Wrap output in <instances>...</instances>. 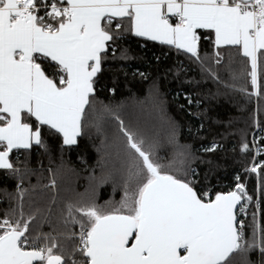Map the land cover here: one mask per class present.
<instances>
[{
	"label": "snow or ice",
	"instance_id": "6c2138e0",
	"mask_svg": "<svg viewBox=\"0 0 264 264\" xmlns=\"http://www.w3.org/2000/svg\"><path fill=\"white\" fill-rule=\"evenodd\" d=\"M198 30L214 33L217 64L222 47L238 46L251 85V91H239L260 97L264 0H0V170L19 172L10 162L14 149L46 147L45 127L62 137L64 146L78 143L93 102L94 78L123 33L172 46L199 61L200 41L211 36ZM42 62L55 68L52 76ZM120 131L129 163L119 204L109 210L95 201L69 203L66 222L80 231L65 237L74 241L78 235V242L64 255L57 237L33 235L36 217L24 218L25 191L17 185L20 218L0 219V264H233L234 253L257 246L246 244L244 223L237 222V206L244 213L253 199L239 175L234 190L212 199L189 179L194 169L167 170L172 166L160 163L122 121ZM253 148L256 155L264 153L248 143L240 151ZM262 168L264 163H254L245 171ZM46 187L55 188L56 181ZM259 247L264 257V242Z\"/></svg>",
	"mask_w": 264,
	"mask_h": 264
},
{
	"label": "trees",
	"instance_id": "16d2710c",
	"mask_svg": "<svg viewBox=\"0 0 264 264\" xmlns=\"http://www.w3.org/2000/svg\"><path fill=\"white\" fill-rule=\"evenodd\" d=\"M199 32L211 36L200 41L199 61L158 41L128 32L119 36L94 78L93 102L86 109L78 143L64 146L62 137L45 127L46 147L33 145L10 153L19 172L0 170V219L20 218V185L25 191L24 218L36 217L30 225L33 235L39 231L57 237L65 245L63 254L69 255L77 240L65 237L80 228L66 222V206L95 201L110 210L123 197L122 177L129 157L120 131L122 121L144 139L146 149L155 151L160 163L172 166L167 170L194 169L195 176L189 179H194L200 193H227L234 189L235 177H241L253 199H258L257 207L252 204L242 220L246 244L255 241L257 246L231 258L233 264H264L259 247L264 242V168L257 180L245 171L252 151H240L243 143L251 145L256 125L264 131V68L261 96L249 97L239 91H251V85L250 69L238 46L222 47L217 64L212 33ZM42 67L49 76L55 71L48 62ZM214 145L215 151H206ZM52 180L56 187H46ZM74 258L79 260V253Z\"/></svg>",
	"mask_w": 264,
	"mask_h": 264
},
{
	"label": "built area",
	"instance_id": "2783aa9c",
	"mask_svg": "<svg viewBox=\"0 0 264 264\" xmlns=\"http://www.w3.org/2000/svg\"><path fill=\"white\" fill-rule=\"evenodd\" d=\"M174 20H175V18H173ZM176 21V20H175ZM261 137H264V131L262 130V129H260L257 125L255 126V128H254V130H253V132H252V135H251V138H250V146L252 147L254 144L257 146V147H259V148H261V149H264V147H263V145H262V139H261ZM263 156H264V153H262V154H260V155H256V153H255V149L253 148V150H252V158H251V162H250V165H249V167L248 168H250L254 163H264V161H263ZM258 173H259V169H258V172L257 173H251V172H249V174L250 175H252V176H254V177H256V179L258 180ZM245 184V183H244ZM245 187H246V191H247V193L251 196V194L248 192V190H247V185L245 184ZM235 188V187H234ZM234 190V189H233ZM210 194H211V197H212V199L214 198V195L210 192V191H208ZM257 196L255 197V200L254 199H252V201H250V202H246V210H245V212L244 213H240L239 212V207L240 206H238V208H237V210H236V212H237V222L239 223L240 221H242L243 220V218H245V216H246V214H247V212H248V210H249V208H250V206L252 205V204H254L255 205V207H257ZM79 233V232H78ZM77 233V234H78ZM76 240H77V242H78V235H77V238H76Z\"/></svg>",
	"mask_w": 264,
	"mask_h": 264
},
{
	"label": "crops",
	"instance_id": "0c3cea01",
	"mask_svg": "<svg viewBox=\"0 0 264 264\" xmlns=\"http://www.w3.org/2000/svg\"><path fill=\"white\" fill-rule=\"evenodd\" d=\"M170 22L173 24L176 23V21L173 18H170ZM198 31H206V30H198ZM212 36H213V40H214V33H212ZM224 47H230V46H224ZM14 150H17V149H14Z\"/></svg>",
	"mask_w": 264,
	"mask_h": 264
},
{
	"label": "water",
	"instance_id": "95a60500",
	"mask_svg": "<svg viewBox=\"0 0 264 264\" xmlns=\"http://www.w3.org/2000/svg\"><path fill=\"white\" fill-rule=\"evenodd\" d=\"M214 198H215V197H214ZM214 198H213V199H214ZM237 208H238V206H237ZM236 210H237V209H236Z\"/></svg>",
	"mask_w": 264,
	"mask_h": 264
},
{
	"label": "rangeland",
	"instance_id": "374dc122",
	"mask_svg": "<svg viewBox=\"0 0 264 264\" xmlns=\"http://www.w3.org/2000/svg\"><path fill=\"white\" fill-rule=\"evenodd\" d=\"M262 145L264 146V144L262 143Z\"/></svg>",
	"mask_w": 264,
	"mask_h": 264
},
{
	"label": "bare ground",
	"instance_id": "6f19581e",
	"mask_svg": "<svg viewBox=\"0 0 264 264\" xmlns=\"http://www.w3.org/2000/svg\"><path fill=\"white\" fill-rule=\"evenodd\" d=\"M264 147V146H263ZM214 197H215V195H214Z\"/></svg>",
	"mask_w": 264,
	"mask_h": 264
}]
</instances>
